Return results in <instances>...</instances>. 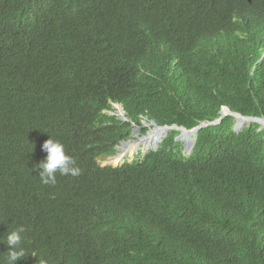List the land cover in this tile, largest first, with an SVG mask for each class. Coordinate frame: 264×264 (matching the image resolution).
Listing matches in <instances>:
<instances>
[{"label":"trees","instance_id":"1","mask_svg":"<svg viewBox=\"0 0 264 264\" xmlns=\"http://www.w3.org/2000/svg\"><path fill=\"white\" fill-rule=\"evenodd\" d=\"M122 106L127 122L105 111ZM264 119V0H0V237L15 264H264V129L100 166L142 119ZM51 137L81 174L44 185ZM9 245L0 243V264Z\"/></svg>","mask_w":264,"mask_h":264},{"label":"clouds","instance_id":"2","mask_svg":"<svg viewBox=\"0 0 264 264\" xmlns=\"http://www.w3.org/2000/svg\"><path fill=\"white\" fill-rule=\"evenodd\" d=\"M112 107H113V110H109L105 112L108 113L109 115H114L118 120L122 122L128 121V118L125 115V112L122 106L118 104H113ZM226 115L233 116L234 118L233 124H235V122L238 121L236 126H233V130L237 133L240 132L245 126H248L252 122L258 123L260 128L264 129V126L260 122L261 120L264 121L263 118L245 117L238 113H231L227 110H224L222 111V115L219 118L213 121H201L197 125L193 127H189V128L183 125H175V124L159 126L153 121H147L146 119H142L139 125L138 124L135 125L134 123H131L133 126V129L131 130L129 137L133 134V131L136 128V126L140 127V129L146 130V126H143V122L149 125L152 128L151 129L149 127L151 130L155 129L156 132H160V138L153 143L154 144L153 148L150 149L147 153H145L144 154L145 156L149 152L157 151L159 148L160 142L167 137L170 131L175 130L178 133L174 137V142H175V145L178 144V146H177V149H173L171 150V152L177 153L183 160H189L195 154V146H196L197 136H198L199 131L208 126L219 124L220 121ZM241 117L252 118L253 120H250L249 122L246 121L245 122L246 124L243 127H241L239 125L244 122L242 121ZM162 127L168 128L166 130L165 135L161 134L160 129ZM127 139L120 141L116 145L115 153L117 152V149L120 148L119 146L120 143L125 142ZM41 148H42V151L46 153V156L43 160H41L38 163V165H34L33 168L34 170L38 169V177L42 184L54 185L56 183L57 174L64 175V176H72V177H76L81 174V171H82L81 168L76 166V162L73 160V158L66 154L64 145L60 143L58 140H54L51 137H49L47 140L43 142ZM113 156H108V157H113ZM108 157H105V158H108ZM101 159H104V158H101ZM127 162H130V161H127ZM121 164L122 163H117L111 167H117ZM24 232H25L24 227L20 226L16 228L15 230L8 232L6 236L0 237V243H6L7 245L10 246L9 250L7 251L6 264H15L16 261L25 257V249L21 246L24 240V236H23Z\"/></svg>","mask_w":264,"mask_h":264},{"label":"rangeland","instance_id":"3","mask_svg":"<svg viewBox=\"0 0 264 264\" xmlns=\"http://www.w3.org/2000/svg\"><path fill=\"white\" fill-rule=\"evenodd\" d=\"M238 123V121L235 122V124H233V126H236V124ZM246 123L243 122L242 124H240L239 126L243 127ZM143 126H146V130L145 129H140V127H137L134 129L133 134L125 141V142H121L120 143V147L123 144H131V145H135L136 142L139 143L138 146H135L133 150H131V153H128L123 160L118 161L117 163H123L126 160L127 161H131L133 160L135 157L137 159H142L144 154L147 153L150 149L153 148L154 144L150 141V140H144L143 138L145 136L148 135L149 131H151V127L147 124H145V122H143ZM151 129H150V128ZM121 153L120 148L117 149V152L115 153V155L113 157H108V158H104V159H99L98 163L101 166H113L115 163H113V161L117 158L118 154ZM116 163V164H117Z\"/></svg>","mask_w":264,"mask_h":264},{"label":"bare ground","instance_id":"4","mask_svg":"<svg viewBox=\"0 0 264 264\" xmlns=\"http://www.w3.org/2000/svg\"><path fill=\"white\" fill-rule=\"evenodd\" d=\"M160 138V132H156V130H151L149 131L148 135L144 138V140H150L152 143H154L155 141H157ZM139 143L136 142L135 145H131V144H123L120 147L121 153L118 154L117 158L113 161V163H117L118 161H121L125 155H127L128 153H131L134 149L135 146H138Z\"/></svg>","mask_w":264,"mask_h":264},{"label":"water","instance_id":"5","mask_svg":"<svg viewBox=\"0 0 264 264\" xmlns=\"http://www.w3.org/2000/svg\"><path fill=\"white\" fill-rule=\"evenodd\" d=\"M241 118H242V121H244V122H246V121L249 122L250 120H253L252 118H244V117H241ZM260 122H261V124L264 126V121L261 120ZM167 129H168V128H166V127H162V128L160 129L161 134H162V135H165Z\"/></svg>","mask_w":264,"mask_h":264}]
</instances>
